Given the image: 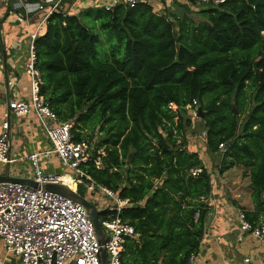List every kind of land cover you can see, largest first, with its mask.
I'll list each match as a JSON object with an SVG mask.
<instances>
[{"label": "trees", "instance_id": "1", "mask_svg": "<svg viewBox=\"0 0 264 264\" xmlns=\"http://www.w3.org/2000/svg\"><path fill=\"white\" fill-rule=\"evenodd\" d=\"M72 3L62 0L35 41L40 95L60 121L73 122L76 142L98 135L82 170L129 200L120 216L136 236L125 238L123 264H186L206 234L213 180L188 148V106L205 112L206 146L221 158L220 173L246 169L254 210L241 211L257 226L264 218V0H185L181 17L144 0L78 13L66 10Z\"/></svg>", "mask_w": 264, "mask_h": 264}, {"label": "built area", "instance_id": "2", "mask_svg": "<svg viewBox=\"0 0 264 264\" xmlns=\"http://www.w3.org/2000/svg\"><path fill=\"white\" fill-rule=\"evenodd\" d=\"M61 1L29 3L26 0H18L16 2L17 8L24 10L26 14L45 12V17L29 37L26 72L30 77L31 97L28 100L11 102L10 109L17 117L35 113L51 149L28 156L35 169L34 180L41 187L0 182V239L4 241L6 252L19 257L22 264H103L102 249L106 250L108 264H123L125 238L136 235L134 227L120 216L122 210L129 206V200L97 184L83 172L82 166L88 163L92 156L90 143L76 142L72 131L73 122L60 121L57 114L50 109L48 102L40 95L42 79L36 67L35 41L46 19L58 10ZM138 1L142 0H122L127 4H135ZM225 1L200 0V3L218 5ZM117 3L118 1L114 0L104 7L110 10ZM170 108L176 109V106L170 103ZM8 127L9 123L5 121L2 126L3 132L0 133V164L3 165H10L16 161L10 155ZM53 153L59 156L64 170L76 176V182L86 193L92 195L102 192L110 199V205L101 208L107 214L99 219L106 236L103 245L99 242L88 210L82 204L44 189V184L65 183L62 179L66 174H46L39 167L40 157L48 161ZM96 163L101 166L100 162L96 161ZM201 171V169L195 170L194 174ZM238 220L240 230L249 232L254 237L264 238V220L253 226L242 211L238 214ZM197 260V253H192L186 264H196ZM245 261L249 262L250 259L246 258Z\"/></svg>", "mask_w": 264, "mask_h": 264}, {"label": "crops", "instance_id": "3", "mask_svg": "<svg viewBox=\"0 0 264 264\" xmlns=\"http://www.w3.org/2000/svg\"><path fill=\"white\" fill-rule=\"evenodd\" d=\"M112 1L114 0H73L66 10L78 13L83 8L104 7ZM144 1L149 2L157 12L167 9L172 13L179 12V17L187 13V8L183 5L185 0ZM16 2L17 0H0V133L3 132V123L7 121L10 155L16 160L10 165L0 164V175L9 173L12 177L34 179L35 169L28 156L50 150L51 146L37 115L30 113L17 117L10 109V103L31 97L30 77L26 72L29 37L45 16L43 12L26 14L24 10L17 8ZM206 135L207 133L204 140L205 155L203 151L189 149L199 153L213 180V190L207 200L210 209L205 220L206 234L199 247L196 264H264V238L254 237L239 228L238 214L241 207L248 211L254 210L250 178L243 176L246 169L236 166L221 174V158L208 152ZM39 167L46 174H66L71 178L56 153L48 161L40 157ZM65 184L70 183L65 180ZM263 220L264 218L260 222ZM246 258L250 261L246 262ZM0 264H22L19 257L6 252L2 239Z\"/></svg>", "mask_w": 264, "mask_h": 264}, {"label": "water", "instance_id": "4", "mask_svg": "<svg viewBox=\"0 0 264 264\" xmlns=\"http://www.w3.org/2000/svg\"><path fill=\"white\" fill-rule=\"evenodd\" d=\"M234 109H235V107H234ZM235 112H236V109H235ZM204 113L205 112L202 109V107L197 108L196 114L198 117L203 119L205 116ZM225 149H226V147H224V150ZM0 182L21 183V184L29 185V186L34 187V188L41 187V185L38 182H36L34 179L12 177L9 175V173H6L4 175H0ZM74 186L75 187L70 186L68 184H65L64 182H59V183L44 184L43 187H44V189H46L48 191L61 194L65 197L71 198L74 201L82 204L88 210V212L92 218V221L94 223L99 242L101 245H103L105 243L106 236H105V232H104V230L101 227L100 222H99L100 210H98V208L94 205L93 202H91L90 200H88L87 198H85L84 196L79 194L77 184H74ZM101 259H102L103 264H108V257H107V253H106L105 249H102Z\"/></svg>", "mask_w": 264, "mask_h": 264}, {"label": "rangeland", "instance_id": "5", "mask_svg": "<svg viewBox=\"0 0 264 264\" xmlns=\"http://www.w3.org/2000/svg\"><path fill=\"white\" fill-rule=\"evenodd\" d=\"M174 14L179 15L180 13L177 12ZM195 18L198 19L196 16ZM196 111L197 110H193L192 108L188 107L186 111L182 112L183 117L185 119L191 120L192 122L191 126L186 128V135L188 138V142H189V145H191L188 148L190 150H197L201 152L203 151L202 153L203 155H205V150H204L205 141L204 140H205L206 129L202 122V119L197 116ZM88 142L90 143V148L92 150L91 152H93L96 149V146L98 144V135H96L93 139L89 140ZM204 159L207 162L205 157ZM67 174L71 175L73 179L75 180L76 176L73 173L71 174L70 172H67ZM75 184H77L79 188V184L76 182V180H75ZM84 197L90 200L91 202H93L94 205L99 210L101 208L108 207L111 203L110 199H108V197L102 192H99V194L95 193L92 195H90L89 193H85Z\"/></svg>", "mask_w": 264, "mask_h": 264}, {"label": "bare ground", "instance_id": "6", "mask_svg": "<svg viewBox=\"0 0 264 264\" xmlns=\"http://www.w3.org/2000/svg\"><path fill=\"white\" fill-rule=\"evenodd\" d=\"M62 180L63 181H65V180L68 181L70 183V185L74 187L75 182H74L72 176H71V178L69 176H65Z\"/></svg>", "mask_w": 264, "mask_h": 264}, {"label": "clouds", "instance_id": "7", "mask_svg": "<svg viewBox=\"0 0 264 264\" xmlns=\"http://www.w3.org/2000/svg\"><path fill=\"white\" fill-rule=\"evenodd\" d=\"M101 211V210H100Z\"/></svg>", "mask_w": 264, "mask_h": 264}]
</instances>
